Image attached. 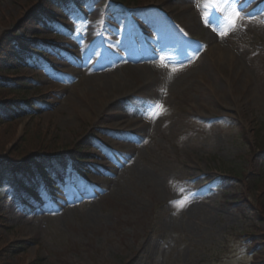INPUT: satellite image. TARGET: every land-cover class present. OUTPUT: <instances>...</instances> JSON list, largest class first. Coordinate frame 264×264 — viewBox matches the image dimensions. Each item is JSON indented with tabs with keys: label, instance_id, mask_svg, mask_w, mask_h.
<instances>
[{
	"label": "rangeland",
	"instance_id": "374dc122",
	"mask_svg": "<svg viewBox=\"0 0 264 264\" xmlns=\"http://www.w3.org/2000/svg\"><path fill=\"white\" fill-rule=\"evenodd\" d=\"M228 1L0 0V264H264V0ZM72 158L48 211L5 185Z\"/></svg>",
	"mask_w": 264,
	"mask_h": 264
},
{
	"label": "bare ground",
	"instance_id": "6f19581e",
	"mask_svg": "<svg viewBox=\"0 0 264 264\" xmlns=\"http://www.w3.org/2000/svg\"><path fill=\"white\" fill-rule=\"evenodd\" d=\"M242 3H244V2H242ZM262 17H264V15H262ZM151 70H152V68L149 65L144 64V63L140 64L136 67V72L140 75L141 78L146 80L145 83L151 82V80H152L154 73H152ZM110 73H112V72H109L106 74H110ZM100 74H102V75H100ZM103 74H104V71H100L97 75H94L93 78H95V80L97 82H99L101 85H103L107 88H110V90H112L113 93L116 92L121 87L120 86L121 84L119 85L118 83H116V80H115L116 77L115 76H106ZM112 74H115V72ZM31 209H32L31 207H27V211H31Z\"/></svg>",
	"mask_w": 264,
	"mask_h": 264
},
{
	"label": "snow or ice",
	"instance_id": "6c2138e0",
	"mask_svg": "<svg viewBox=\"0 0 264 264\" xmlns=\"http://www.w3.org/2000/svg\"><path fill=\"white\" fill-rule=\"evenodd\" d=\"M239 18V14H237V16L236 17H234L231 21H230V23L232 24V25H235V23H236V20ZM215 30V29H214ZM218 34L219 35H226L227 33L226 32H218ZM187 201H182V202H179L180 204H181V206H183L185 203H186Z\"/></svg>",
	"mask_w": 264,
	"mask_h": 264
},
{
	"label": "trees",
	"instance_id": "16d2710c",
	"mask_svg": "<svg viewBox=\"0 0 264 264\" xmlns=\"http://www.w3.org/2000/svg\"><path fill=\"white\" fill-rule=\"evenodd\" d=\"M26 110H28V109H26ZM37 159H42V158H41V157H39V158H37ZM28 161H29L30 163H32V161H31V160H29V159H28Z\"/></svg>",
	"mask_w": 264,
	"mask_h": 264
}]
</instances>
